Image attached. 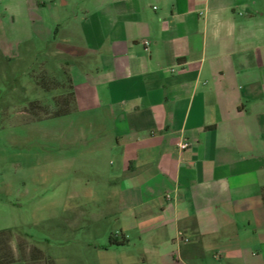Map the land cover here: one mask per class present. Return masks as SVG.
<instances>
[{"label":"crops","instance_id":"1","mask_svg":"<svg viewBox=\"0 0 264 264\" xmlns=\"http://www.w3.org/2000/svg\"><path fill=\"white\" fill-rule=\"evenodd\" d=\"M33 1L73 94L39 121H61L43 139L68 150L83 247L100 264H264L263 24L238 0Z\"/></svg>","mask_w":264,"mask_h":264},{"label":"rangeland","instance_id":"2","mask_svg":"<svg viewBox=\"0 0 264 264\" xmlns=\"http://www.w3.org/2000/svg\"><path fill=\"white\" fill-rule=\"evenodd\" d=\"M238 1L237 12L264 27V0ZM37 7L31 0L30 13L17 15L0 4V232L10 233L0 248L10 249V264H100L83 247L87 229L75 232L64 207L71 174L63 166L70 159H59L68 150L43 139L59 132L61 121L28 116L30 102L53 108L54 99L68 98L56 87L62 72L51 56L54 37L46 39L44 30L52 14Z\"/></svg>","mask_w":264,"mask_h":264},{"label":"trees","instance_id":"3","mask_svg":"<svg viewBox=\"0 0 264 264\" xmlns=\"http://www.w3.org/2000/svg\"><path fill=\"white\" fill-rule=\"evenodd\" d=\"M64 84H58L56 83L57 88H61L60 90L62 91V95L65 96L67 93L68 98H60V102L58 99L53 100L54 107L49 108L47 106H42L40 102H30L29 104V109H28V116L30 117L31 120L34 121H39L43 118H54V117H59V116H64L69 113V106L70 103L73 101V94L70 92V86L68 82H65ZM66 90V91H65ZM34 111L40 112L39 114H34ZM262 199H263V205H264V188L262 189ZM10 233L7 231H2L0 232V238L6 240V242L10 241ZM113 240L111 239V243ZM39 253V251H38ZM42 255L41 253H39ZM0 264H10L13 261L14 258L11 256V251L9 248H0ZM47 264V263H45ZM51 264V263H50Z\"/></svg>","mask_w":264,"mask_h":264},{"label":"built area","instance_id":"4","mask_svg":"<svg viewBox=\"0 0 264 264\" xmlns=\"http://www.w3.org/2000/svg\"><path fill=\"white\" fill-rule=\"evenodd\" d=\"M145 44H147V42H145ZM189 146H190V143H189L188 141L184 140V141H181V142L178 144V149H179L180 151H184V150L188 149ZM182 241H183V242H188V240H187L186 238L183 239Z\"/></svg>","mask_w":264,"mask_h":264}]
</instances>
